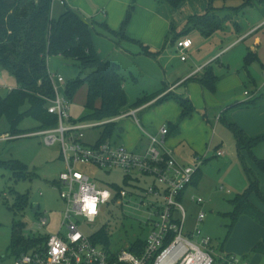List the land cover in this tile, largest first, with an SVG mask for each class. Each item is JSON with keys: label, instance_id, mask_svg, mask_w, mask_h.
<instances>
[{"label": "rangeland", "instance_id": "1", "mask_svg": "<svg viewBox=\"0 0 264 264\" xmlns=\"http://www.w3.org/2000/svg\"><path fill=\"white\" fill-rule=\"evenodd\" d=\"M64 1V4H61L60 0L52 1L50 13L52 18H57L66 8H71L86 19L97 23L106 22L112 30L111 26L115 24L117 27L114 30L117 31L129 12L131 19L127 27V36L144 46L155 50L162 47L166 37L170 41L173 34L170 33V24L175 26V34L184 32L182 38H188L192 42V48L184 52L187 61L182 63L180 53L170 43L165 46L159 59H154L144 55L142 47L138 44L122 41L118 45L119 37H112L99 27L92 31L94 46L100 59L119 63L121 67L128 105L145 97L146 95L141 96L144 92L154 93L163 82H172L170 75L172 71L174 74H180L186 66L190 70H196L198 66L201 68L210 66L216 77L213 89L202 88L196 79H192L177 89V95L168 92V96L157 102L163 103L145 111L141 123L146 128L150 126L157 130L163 126L178 124L179 134L168 142V147L173 149L175 157L180 162L191 167L197 166L195 158L202 160L201 179L197 186H191L187 190L186 196L201 198L204 202L199 206L191 200L187 201L186 196L181 202L187 213L188 227L199 212L204 213V220L198 228L202 236L209 237V246L214 256L221 261L216 264H221L226 255L242 259L243 256H247V264H264L261 255L250 253L252 242L256 238V240L260 239L264 233L262 227L248 220L254 229L247 228L242 224V220H238L228 236L232 223L231 218L226 216L227 213L232 212L229 201L246 189V180L234 137L218 119L224 110L232 105L246 102L253 97L255 89L264 85V0H255L250 7L236 15L220 10L221 6H218L216 14L220 20L225 18V25L209 37L203 36L198 30H186L185 27L192 17L205 14L207 7L205 0L188 1L177 9L161 5L159 0ZM237 4L232 2L229 5L237 6ZM257 24L259 26L256 29L260 28L257 33L247 34L236 42L244 32ZM256 38L261 43L260 51L258 56L256 55L257 59L247 65V54L253 50L252 47H255ZM137 51L141 56L136 53ZM47 65L51 73L62 76L63 87L66 82L74 80L79 73L74 61L61 57L49 58ZM0 73L2 74L0 100H2L7 96L9 88H15V82L1 69ZM249 76L258 83L257 87L251 88L247 85ZM245 92H249V97L245 96ZM60 95H64L61 87ZM178 97L190 101L194 108L192 115L182 121L179 120L180 103L175 99ZM86 99L87 88L86 85H82L70 101L69 114L73 120L78 121L87 114L84 109ZM95 108H98V103L95 104ZM26 109L27 105L21 109V112ZM38 128L39 124L35 120L25 118L17 127L21 136L0 141L1 162L17 161L27 167V176L17 180L13 178L9 169L0 167V264H14L16 255L10 249L14 225L20 227V236L24 239L41 240L37 244H42L47 235H55L60 228L65 203L60 198L59 189L53 186V181L58 179L64 168L60 160V147L58 144L52 147L45 146L42 137L33 135L39 132ZM117 129L120 131L118 143L127 148H134L141 136L134 118L127 117L119 121ZM99 132V128L86 130L85 142L89 145L93 144L99 137ZM6 133H10V125L3 117L0 120V137ZM217 150L222 152V156L216 157ZM255 153L260 157L257 153L263 154L264 148H258ZM245 160L251 166V162L246 157ZM80 170L92 177L99 187L122 185L119 172L106 173L104 170L94 168ZM259 178L264 198V175L260 174ZM21 197L28 199L27 205L21 206ZM256 202L260 201L257 199ZM34 204L39 205L40 212H46L49 220L47 227L39 228L37 215L33 214L32 210ZM147 218V214L142 210L125 209L122 212L111 207L108 216L103 215L92 225L93 227H85L81 230L89 236L105 228L109 250L119 252L138 240H146L150 231Z\"/></svg>", "mask_w": 264, "mask_h": 264}, {"label": "trees", "instance_id": "2", "mask_svg": "<svg viewBox=\"0 0 264 264\" xmlns=\"http://www.w3.org/2000/svg\"><path fill=\"white\" fill-rule=\"evenodd\" d=\"M52 1L0 0V69L13 78L15 82V88L11 89L7 96L0 100V120L4 117L9 123L10 133L8 134L10 136L22 135L17 131V127L25 118L35 120L39 124L37 130L48 129L57 125V118L46 111L48 101L53 98L50 80L52 73L48 70L47 65L48 59L51 57H61L74 61L79 69L78 76L65 83L64 94L69 101L82 85H86L87 99L84 109L87 114L78 121L71 118L74 122H101L117 118L122 113L147 104L164 93L165 86L153 94L146 95L140 101L128 105L125 79L121 74V68L114 62L100 59L94 46L92 31L99 27L110 36L119 37L118 45L122 41L138 44L142 47L144 55L154 59L158 57L160 51L164 50L168 43L173 44L182 39L184 32L175 34V26L170 24V33L173 32L171 40L168 41L166 37L161 50L151 52L147 46L127 36V27L131 19L129 12H127L119 30L116 31L110 29L106 22L97 23L94 20L86 19L78 11L71 8H66L57 18H52L50 14ZM187 1L193 0H159V3L171 9H177ZM205 1L207 3L205 14L192 17L185 27L186 30H198L203 36L209 37L225 25V18L220 20L216 14L217 9H219L218 6H221L220 10L236 15L250 7L255 0ZM232 2L238 3L237 6H230L229 4ZM256 59V54L249 51L246 64L248 65ZM195 79L202 88L207 89H213L216 83V77L209 65L204 67L201 76ZM166 96H168L167 93L159 97L157 101ZM263 97L264 94L257 95L244 104L232 105L224 110L218 118L234 137L242 172L247 183L246 189L242 193L236 194L229 201L232 212L227 213L226 216L231 218L232 223L228 236L241 216L248 217L264 230V209L253 202V198H256L264 207L259 178L260 174L264 175V158L255 155L256 149L264 144V132L256 136H247L231 119V114L237 108L255 106ZM175 99L178 100L181 107L179 120L182 121L191 116L194 112L192 103L179 97ZM96 103H98V108H95ZM26 105L27 109L21 112V109ZM118 122L98 127L101 142L113 140L116 137L114 141L118 143L117 139L120 137V131L117 129ZM167 129L168 139L172 134L175 135L178 124H170ZM245 157L251 162V166L247 164ZM0 167L9 169L15 180L27 176V167L20 162L0 161ZM200 171L201 167L195 175L196 180H198ZM111 188L118 191L121 189V185H112ZM182 195L180 194L179 200ZM21 200V206L28 204L27 198L21 197ZM20 230L19 226L14 225L11 232L10 249L16 257L35 247L37 242L41 241L24 239L20 236ZM91 240L105 249L109 248L105 228L97 231ZM143 246L144 241L138 240L129 247V250L138 254L142 251ZM250 253L261 255L264 258V233L250 249ZM243 260H247V256H243ZM218 261L220 260L215 259V264ZM221 264L226 263L222 262Z\"/></svg>", "mask_w": 264, "mask_h": 264}, {"label": "built area", "instance_id": "3", "mask_svg": "<svg viewBox=\"0 0 264 264\" xmlns=\"http://www.w3.org/2000/svg\"><path fill=\"white\" fill-rule=\"evenodd\" d=\"M60 3L64 4V0ZM191 46L188 38L176 41L180 61L186 60L184 52ZM50 80L53 98L48 101L46 111L57 118V125L33 135L42 137L47 147L55 144L60 147L64 168L58 179L53 181V186L59 189L65 209L58 232L47 235L42 244L21 253L14 264H215L217 258L209 246L210 239L202 236L198 228L204 220V213L199 212L194 226L187 230V213L182 206V198L179 200L180 194L192 185L202 160L195 158V167L180 162L167 145V127H161L156 133L146 132L136 118L137 110H129L117 118L101 122L72 121L70 101L65 94L60 95V87L63 93L65 90L64 79L52 73ZM261 94H264V85L255 89L253 97ZM245 96L249 97V92H245ZM127 117L134 118L147 141L146 145L128 149L113 140L101 142L99 137L93 144L85 142L86 130ZM16 137L6 133L0 141ZM215 155L220 157L222 152L217 150ZM82 168L119 172L124 184L118 191L108 186L99 187L92 177L80 170ZM190 200L197 205L204 202L194 196ZM111 207L122 212L125 209L142 210L147 214L150 231L140 253L131 252L129 247L112 252L95 244L91 240L94 234L87 236L82 232V228L93 227L103 215L108 216ZM35 215L39 228L49 225L47 214L39 211V205ZM223 262L247 264L246 260L233 255H226Z\"/></svg>", "mask_w": 264, "mask_h": 264}, {"label": "crops", "instance_id": "4", "mask_svg": "<svg viewBox=\"0 0 264 264\" xmlns=\"http://www.w3.org/2000/svg\"><path fill=\"white\" fill-rule=\"evenodd\" d=\"M188 2V1H187ZM65 3V1H64ZM259 26V24L257 25H254L251 29H248L246 32L243 33L242 36H240L236 42H238L241 38H244L247 34H255L257 33L260 28L256 29L257 27ZM113 27V30L114 28H116L117 26L115 24H112ZM111 29V28H110ZM239 29V27L237 28ZM249 35V36H250ZM246 39V38H245ZM245 39H242V40H245ZM254 45L255 47H252L251 49H253L252 51L256 52V55L258 56V53L260 51V47H261V43L259 41L258 38H256L255 42H254ZM171 46H174L175 48V43L171 44ZM192 48V46L190 47V49ZM148 49L151 51V52H159L161 50V48L159 47L158 49H151L148 47ZM189 49V50H190ZM165 50V49H164ZM160 51V54L158 55V59L159 57L162 55L163 51ZM176 50V48H175ZM177 51V50H176ZM188 51V50H187ZM139 56H141L139 53L140 52H136ZM211 57H215V56H211ZM157 59V60H158ZM187 59L184 61L186 62ZM182 62V61H181ZM182 62V63H184ZM213 61L210 62V64H212ZM116 64H119V63H116ZM261 66L263 67V64H261ZM206 67V66H205ZM121 68V67H120ZM203 68H201V66H198V68L196 70H190L188 69V66H186V68H184L182 70V72L180 74H174V71H172L170 73L171 75V81L172 82H163L160 86V88L158 90H156L155 92L159 91L160 89L163 88V86H165V92L164 93H167V92H173L174 94H176L177 92V89L180 88V86H183L185 84H187L189 81H191L192 79H195L196 75H201L202 72H203ZM130 75L133 76V74L130 73ZM178 76V78H176ZM168 77V76H167ZM174 77V78H173ZM181 77V78H179ZM247 85L251 88L253 87H257L258 86V83L255 81V79H253L251 76H249L248 78V81H247ZM154 92V93H155ZM153 94V93H152ZM163 94V93H162ZM161 94V95H162ZM143 95H150V94H147L144 92V94H141V96ZM160 95V96H161ZM177 95V94H176ZM140 96V97H141ZM159 96V97H160ZM139 97V98H140ZM157 97L156 99L150 101L149 103L147 104H144L136 109H130V110H137V113H136V117L139 121V124L141 125V127H143V129L146 131V132H150V133H156L158 130L155 129V128H152V127H144L141 123V118H142V114L145 113V111L153 108L154 106H158L160 105L161 103L163 102H159L157 103V99L159 98ZM249 100V99H248ZM246 100V101H248ZM170 101V100H168ZM245 102H241L239 104H244ZM231 119L232 121L247 135V136H256L260 133H263L264 132V97L261 98L259 100V103H257V105L255 106H252V105H249V106H244V107H241V108H237V110H235L232 114H231ZM141 133V131H140ZM179 132L177 130V132L174 134H172L170 137H168L167 139V145H168V142L176 135H178ZM147 141L145 139V137L142 135L141 133V136L139 137L138 139V143L135 145L134 148H131V149H137L139 148L140 146L142 145H146ZM258 148H264V144H262L261 146H259ZM258 148L256 150H258ZM172 149V148H171ZM173 150V149H172ZM256 152V151H255ZM257 155H259L260 157H264V153L263 154H260V153H257ZM201 171L198 175V180L194 179L193 181V184L191 186H197V184L199 183L200 179H201ZM244 176V175H243ZM196 180V181H195ZM245 180V178H244ZM189 186L184 192H183V195H182V201L185 199V196H186V193H187V190L191 187ZM246 187H247V183H246ZM190 196V195H189ZM189 196H186L187 197V201L190 200V197ZM256 198H253V202L258 205V207L264 209L263 205H261V203H257L256 202ZM200 206V205H199ZM197 217V216H196ZM196 217L193 219V222L191 224V226H186L187 230H190L192 229V227L194 226V223L196 221ZM238 220H242V224L245 225L247 228H251V229H254V226L251 225V223H249L248 220H250L251 222H253L251 219H249L248 217H245V216H241L239 217ZM237 220V221H238ZM255 223V222H253ZM256 224V223H255ZM264 231V230H263ZM260 235V234H259ZM261 237V236H260ZM257 239V238H256ZM254 240L251 244V248L253 247V245L259 240ZM248 263V261H247Z\"/></svg>", "mask_w": 264, "mask_h": 264}, {"label": "water", "instance_id": "5", "mask_svg": "<svg viewBox=\"0 0 264 264\" xmlns=\"http://www.w3.org/2000/svg\"><path fill=\"white\" fill-rule=\"evenodd\" d=\"M37 209H38V205H37V204H34V205L32 206L33 214H36Z\"/></svg>", "mask_w": 264, "mask_h": 264}]
</instances>
